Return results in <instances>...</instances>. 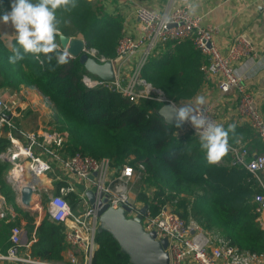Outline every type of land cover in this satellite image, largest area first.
I'll use <instances>...</instances> for the list:
<instances>
[{
	"label": "trees",
	"instance_id": "16d2710c",
	"mask_svg": "<svg viewBox=\"0 0 264 264\" xmlns=\"http://www.w3.org/2000/svg\"><path fill=\"white\" fill-rule=\"evenodd\" d=\"M12 2L0 0V14L11 10ZM56 15L63 35L80 36L99 54L108 59L115 57L117 41L123 35L122 19L108 11L103 0H77V7L58 10ZM13 46L18 47L16 39L7 42L0 33V88L30 87L48 99L55 129L68 133L64 143L67 156L80 152L96 159L106 158L113 166L127 163L136 167L142 163L141 181L152 189V199L168 203L184 220L192 218L238 250L264 254V229L252 202L259 190L248 180L242 165L208 163L199 136L184 126L166 124L157 113L163 105L160 102L142 99L134 103L119 93L86 88L81 82L86 71L78 59L57 65L53 58L49 65L43 54L42 64L25 53L22 61L10 64ZM205 62L190 40L168 42L155 49L141 75L180 106L193 100L205 83L200 71ZM0 130L2 153L10 147L7 133L17 134L6 125ZM9 166L0 160V195L16 207V193L6 180ZM181 194L185 197H179ZM65 198L74 211L78 207L76 195L69 193ZM139 199L148 204L150 191ZM64 231L63 224L52 222L45 214L35 229L37 239L30 254L46 261L62 260ZM95 242L90 264H130L107 233L96 232Z\"/></svg>",
	"mask_w": 264,
	"mask_h": 264
},
{
	"label": "built area",
	"instance_id": "2783aa9c",
	"mask_svg": "<svg viewBox=\"0 0 264 264\" xmlns=\"http://www.w3.org/2000/svg\"><path fill=\"white\" fill-rule=\"evenodd\" d=\"M174 7L166 14L139 6L134 10L139 27L140 35L132 37L122 35L116 46V54L113 59H108L99 54L94 47L84 45L81 53L93 58L97 63L103 64L110 61L113 67L114 78L104 81L94 75L85 72L81 76L82 84L89 89L101 88L114 93H119L129 101L137 103L142 99L154 100L162 104L172 103L165 94L142 77V69L148 58L160 45L165 43H179L190 40L196 50L205 58L206 62L200 67L204 79L218 77V88L226 93L234 90L238 95L237 113L246 122L256 136L264 142V117L260 115L254 106L253 97L246 91L243 85V77L235 71L233 63L239 59L254 55L255 51L249 41L243 35H237L231 41L228 50L222 54L214 42V30L210 26H203L200 16L191 12V0H172ZM57 43L58 39H57ZM60 45V44H59ZM61 50H65L60 46ZM138 54V58L132 61L128 74L125 73V65ZM75 59L68 53V60ZM45 101L49 102L46 97ZM207 118L216 122L211 105H195ZM50 105V103H49ZM12 106L6 103L0 92V125H6L11 131L25 140L18 143L13 132L8 133L12 149L0 153V160L8 163L9 169L6 180L13 187L16 198H20L19 192L24 181L21 177L11 178V168L14 164L21 166L22 175L27 174L30 178L39 177L47 173L51 166L50 162L42 156L34 154V148H41L42 152L57 162L60 167L71 174L77 184L84 185L82 192L78 194L83 210L80 214L75 213L67 199V194L74 191L72 186L61 187L57 194L49 195L47 213L54 223H61L65 227L64 240L70 246L83 250L84 263L90 264L94 250L97 247L95 233L97 232L98 218L96 208L87 201L86 191L95 193V203L99 200V194L103 193L109 207L116 209L126 206L130 210L126 213L127 218H135L143 205H147L145 215L142 216L141 225L145 232H154L156 239H166V251L169 257L168 264H264V254H257L246 250H238L227 244L223 237L204 230L192 218L184 220L172 210L168 204H159L152 199L148 204H138L131 198L134 183H139L144 177L142 163L133 166L122 164L113 166L108 159H96L90 155L75 152L71 156L62 157L58 150L68 137L66 131L50 133L45 139L50 146L37 141L35 134L25 133L5 119L10 114ZM184 128L198 136L195 128L190 123H185ZM53 145V146H52ZM231 164L242 165L259 190L253 196L255 212L260 216L264 213V152L252 156L243 145H229ZM218 163V162H217ZM95 173V174H93ZM93 175L92 178L90 176ZM0 199H5L0 195ZM6 201V200H5ZM8 213L0 207V221H7ZM260 219V217H259ZM22 231L13 228L9 236V245L4 253L0 252V260L14 264H53L32 256L29 252L22 253ZM71 264H75L71 259Z\"/></svg>",
	"mask_w": 264,
	"mask_h": 264
},
{
	"label": "crops",
	"instance_id": "0c3cea01",
	"mask_svg": "<svg viewBox=\"0 0 264 264\" xmlns=\"http://www.w3.org/2000/svg\"><path fill=\"white\" fill-rule=\"evenodd\" d=\"M103 4L108 11L121 17L123 35L132 37L140 35L139 23L134 15V10L137 7H147L160 14H166L174 7L172 0H104ZM10 11H4L0 16ZM191 12L201 17L203 26L213 28L214 42L222 54L227 52L231 41L237 35H243L251 43L255 51L254 55L235 61L233 66L235 71L243 77V85L253 97L255 108L264 117V0H191ZM0 33L7 42L15 39V29L2 22H0ZM137 58L138 54L125 65L126 74L129 72L132 61ZM218 83V77L206 79L197 96L202 95L205 97V103L213 108L216 122L222 124L225 129L230 124L236 125L235 133L229 134V145H243L252 156L261 153L264 150V147H262L264 145H261L256 139V134L248 122L237 113V93L234 90L226 93L221 92L218 88ZM0 92L4 101L12 106L11 119L9 121L14 127L25 133L35 134L38 142L50 146L51 143L45 139L46 136L59 131L55 129L51 105L45 101V96L30 87H21L17 90L0 88ZM195 98L190 102L195 103ZM190 102H184L180 106ZM2 126L0 125V129ZM15 137H17L18 143L25 142L20 136L15 135ZM64 143L59 148L52 147L54 150L57 149L62 157H65L64 155L67 156ZM261 143L264 144L262 141ZM10 149H12V146L5 152L10 151ZM33 152L35 155L47 159L51 166L47 173L39 177H26V180L33 184L34 190L40 195L46 194L49 196L57 194L61 187L72 186L74 191L70 193L76 195L78 207L83 208L82 202L80 203L78 199V194L82 192L84 185L77 184L74 177L64 171L57 162L44 154L41 148L35 146ZM219 162L231 163L229 151L226 157L223 156ZM149 191L151 195L152 189L150 188ZM15 205L16 207L5 201V199H0V207L5 208L8 213L7 221H0V252L4 253L6 251L13 228H18L22 231L23 247L21 252L30 253L31 246L37 239L35 229L45 215H42L41 211H39L37 201L35 205L27 208L22 204L20 198H16ZM259 222L262 229H264V213L260 216ZM65 244L66 248L61 253L62 260L48 262L53 264H71V259H74L75 264H83V250L67 243ZM0 264L14 263L0 260ZM185 264L192 263L186 262Z\"/></svg>",
	"mask_w": 264,
	"mask_h": 264
},
{
	"label": "clouds",
	"instance_id": "9594fccd",
	"mask_svg": "<svg viewBox=\"0 0 264 264\" xmlns=\"http://www.w3.org/2000/svg\"><path fill=\"white\" fill-rule=\"evenodd\" d=\"M75 7L77 0H38L36 3L32 0H13L11 11L0 16V22L15 29L18 47H12L9 63L17 64L24 59L25 53H30L42 64L45 61L41 60V54L49 65L53 58L57 65L66 64L68 52L66 49L61 50L57 43V37L62 33L56 13L58 10L71 11ZM204 104L205 97L198 95L195 98V105ZM171 108L169 119L177 128H181L186 122L195 128L199 136L200 149L205 153L208 163H217L227 154L229 134L235 133V124H230L225 129L222 124L210 120L191 104L180 107L172 105Z\"/></svg>",
	"mask_w": 264,
	"mask_h": 264
},
{
	"label": "water",
	"instance_id": "95a60500",
	"mask_svg": "<svg viewBox=\"0 0 264 264\" xmlns=\"http://www.w3.org/2000/svg\"><path fill=\"white\" fill-rule=\"evenodd\" d=\"M58 42L69 54L83 65L86 72L104 81H111L114 78L113 67L110 61L103 64L97 63L93 58L81 53L83 41L69 38L68 36H58ZM172 103L163 104L157 111L158 115L166 124L174 125L169 117L172 112ZM6 120L11 119V115L4 116ZM95 174V173H93ZM93 175L90 176L92 178ZM24 181V179H22ZM25 182V181H24ZM89 204L96 208L98 218L97 232L107 233L112 237L119 247L121 253L128 257L130 264H168L169 257L166 251L167 240L156 239L154 232H145L141 225L142 216L145 215L147 205H143L139 214L135 218H127L126 213L129 208L126 206L113 209L108 206L103 193L99 194V200L95 203L96 195L93 191H86ZM20 200L25 207H31L32 199L40 198L30 181L24 183L20 188Z\"/></svg>",
	"mask_w": 264,
	"mask_h": 264
},
{
	"label": "rangeland",
	"instance_id": "374dc122",
	"mask_svg": "<svg viewBox=\"0 0 264 264\" xmlns=\"http://www.w3.org/2000/svg\"><path fill=\"white\" fill-rule=\"evenodd\" d=\"M104 1V0H103ZM150 186H148L146 183L140 181L139 183H136L131 192V198L134 202L141 204L142 201L139 199L140 195L146 194L149 192ZM179 197H185L184 194L179 195ZM48 195L42 194L40 195V198L35 200L37 201V207H39V211H41L42 215L46 214V208L48 205ZM189 199H192V197H188ZM82 207H77L75 208L74 212L75 213H81L82 212Z\"/></svg>",
	"mask_w": 264,
	"mask_h": 264
},
{
	"label": "bare ground",
	"instance_id": "6f19581e",
	"mask_svg": "<svg viewBox=\"0 0 264 264\" xmlns=\"http://www.w3.org/2000/svg\"><path fill=\"white\" fill-rule=\"evenodd\" d=\"M18 176L21 177L20 179H24V181L26 182L27 174H23L22 175L21 166L18 165V164H14L13 168H11V175H10V177L11 178H13V177L17 178ZM35 204H36V201L34 199H32L31 206H33Z\"/></svg>",
	"mask_w": 264,
	"mask_h": 264
}]
</instances>
